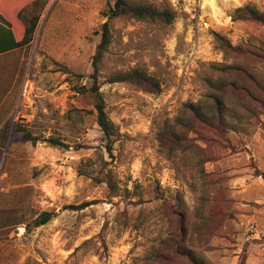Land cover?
Instances as JSON below:
<instances>
[{"label": "rangeland", "instance_id": "374dc122", "mask_svg": "<svg viewBox=\"0 0 264 264\" xmlns=\"http://www.w3.org/2000/svg\"><path fill=\"white\" fill-rule=\"evenodd\" d=\"M17 1L5 5L11 9ZM129 1L169 9L174 20L110 21L115 0H49L33 42L0 57V210L18 209L27 222L55 212L22 240L25 228L18 227L5 250L7 264L29 257L38 264H157L154 256L169 237L167 264H264V111L250 117L227 98L230 143L202 142L169 154L159 142L184 104L212 92L222 79L217 68L235 62L217 35L234 46L264 48V25L240 20L237 12L246 6L264 12V0ZM107 21L112 42L99 84L119 131L113 160L103 151L92 97L77 91L92 85ZM243 62L264 79L263 60L252 55ZM134 68L157 78L161 92L107 82ZM103 170L112 172L116 197L94 180ZM86 202L94 204L68 209ZM180 217L189 232L178 248L191 252L193 262L174 252Z\"/></svg>", "mask_w": 264, "mask_h": 264}, {"label": "trees", "instance_id": "16d2710c", "mask_svg": "<svg viewBox=\"0 0 264 264\" xmlns=\"http://www.w3.org/2000/svg\"><path fill=\"white\" fill-rule=\"evenodd\" d=\"M5 1L0 0V57L25 49L33 42L41 17L49 3V0H18L12 5L11 9H8L10 6H6ZM237 12L240 20H250L264 25V12L259 11L255 7L246 6L239 8ZM108 15L110 21L116 18H133L139 21H150L164 25L171 24L175 17L174 13L169 9L133 3L129 0H115L114 5L109 9ZM110 21L105 22L99 32L100 42L93 57V72L90 76L92 85L89 88L85 86L77 87V91L82 95L89 94L92 97L93 113H95L97 125L102 133L103 151L108 158L113 160V145L119 135V131L108 116L99 84L100 65L112 42ZM217 38L225 56L232 57L235 62L218 67L217 70L222 74V79L218 83L213 84L212 92L198 104H184L182 116L175 119L173 123L161 132L159 138L160 146L169 154L170 150L182 149V151H187L191 144L192 146L200 147L199 143L202 142L205 144L214 141L230 143L227 98L234 101L235 109L237 107L240 109L244 108L250 117L256 115L257 108L264 111V94H259L262 96L260 97L257 93L264 92V79L260 77L255 69L249 68L250 66L243 62L244 58L252 55L258 57L259 62L262 60L264 62V48L257 52L245 49L242 46H234L225 37L217 35ZM107 82L110 84H131L143 91L154 94L161 92L159 80L140 68L113 74L109 76ZM255 85L259 89H256ZM8 128L6 126L2 130L1 140L5 141L7 139ZM210 135H214L215 138H209ZM28 138L32 140V135H28ZM32 141L33 143L37 142L36 139ZM43 142L54 147L68 148L67 144L56 138H47ZM105 165L108 166L109 162H105ZM94 180L99 184H106L109 194L113 197L117 196V186L111 171H101V177L97 176ZM92 204L94 203L86 202L79 206L71 205L68 206V209L79 211ZM54 218V211H43L33 221L27 222L24 216L20 215V210L18 209L0 210V264L8 263L9 260L6 257L5 250L9 248L8 243L17 238L19 226H24L25 228V235L21 238L22 240L32 235L38 228L49 224ZM178 229L179 239L174 246V252L176 255H182L188 260H193L194 257L191 252L190 254L185 252L181 254V250L178 248L180 241L185 240L189 232L183 217H180L178 221ZM12 234H15L13 238H11ZM88 243L85 242L83 245L85 246ZM162 244L164 245V250L159 252V254L157 252L154 256L157 264L170 263V237ZM24 264L38 263L29 257Z\"/></svg>", "mask_w": 264, "mask_h": 264}]
</instances>
